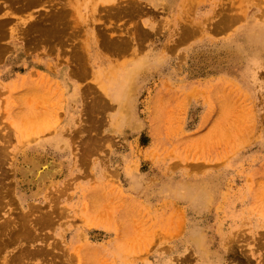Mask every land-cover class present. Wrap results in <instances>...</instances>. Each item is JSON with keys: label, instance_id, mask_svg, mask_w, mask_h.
I'll list each match as a JSON object with an SVG mask.
<instances>
[{"label": "rangeland", "instance_id": "rangeland-1", "mask_svg": "<svg viewBox=\"0 0 264 264\" xmlns=\"http://www.w3.org/2000/svg\"><path fill=\"white\" fill-rule=\"evenodd\" d=\"M141 1L0 0V264H195L192 238L212 249V215L228 220L215 228L227 237L217 243L221 264H264V43L254 46L264 0H212L204 20L186 5L182 20L166 24L169 79L154 99L150 89L139 98L154 128L137 135L126 185L123 166L106 154L134 135L104 132L113 97L91 73L86 40L91 33L126 49L136 35L122 28ZM52 47L88 80L78 128L65 134L72 154L57 158L50 135L63 105L50 78ZM102 72L120 76L125 90L122 70ZM181 240L189 252L180 257Z\"/></svg>", "mask_w": 264, "mask_h": 264}, {"label": "crops", "instance_id": "crops-1", "mask_svg": "<svg viewBox=\"0 0 264 264\" xmlns=\"http://www.w3.org/2000/svg\"><path fill=\"white\" fill-rule=\"evenodd\" d=\"M141 2L143 6L141 14L130 15L129 18H132V21L128 19L122 28L124 32L130 29V32L136 36L134 40L130 41L126 49L123 50L122 47L121 51H117L120 57L116 56L117 52L110 46L99 43L93 36H89L91 33H88L86 40V60L94 78L101 77L100 72L105 69H109L111 72L122 70L125 80L124 92L128 88L130 89L128 96L122 95L118 99L107 96V106L113 107V109L106 115L108 126L104 131L106 134L114 135L115 138L119 139L126 135H134L132 140L126 141L122 145V150L114 147L115 143L112 142L113 152L106 154L111 165L118 163L123 166L126 185H128L129 175L126 166L133 160L134 156H137L138 152L137 135L154 128L152 125H148L142 115L138 113L139 98L147 89H150L149 98L154 99L169 79L170 72L168 70L171 65H168L164 59L163 49L167 35L173 31V24L169 25V30L165 29L166 24L178 23L182 20L181 16L184 14L186 5L193 6L195 20H204L212 14V0H145ZM61 53L55 47L50 48V78L58 87L56 89L60 91L59 95L61 94V99L58 97L57 101H62L63 105V112L58 115L62 117V126L56 132L57 135L55 133L50 135V154L56 158L72 154L73 148L67 143L65 134H69L78 128L75 126V121L82 113L83 87L88 84L86 74L81 72L80 65L78 70L72 68L69 63L65 62V56ZM86 66L85 61V68ZM52 114L55 116V110L52 111ZM100 133H103V130ZM103 161L101 155L94 159L96 175L101 172ZM139 178L140 176L135 174L133 178L130 177L133 186ZM133 188H129L128 192L131 193ZM135 193L138 194L137 191ZM220 218L222 217L217 218V216L212 215V263L218 260L223 261L222 249L217 246L220 238L215 228L216 226L223 228L228 220L227 218ZM213 220H215V224ZM219 220H222V224ZM181 245L182 240L176 244L175 248L176 255L180 257L189 252V249L184 251ZM177 251L179 252L177 253ZM171 255L159 257V259L170 258ZM192 264L194 263L192 262ZM195 264H204V262L200 259Z\"/></svg>", "mask_w": 264, "mask_h": 264}, {"label": "bare ground", "instance_id": "bare-ground-1", "mask_svg": "<svg viewBox=\"0 0 264 264\" xmlns=\"http://www.w3.org/2000/svg\"><path fill=\"white\" fill-rule=\"evenodd\" d=\"M16 1V0H15ZM261 33H262V31H261ZM261 35V34H260ZM262 38V39H261ZM262 40H264V33L262 34V37H260L259 38V35H258V40L256 41V43H255V45L254 46H256L257 47V49H260L261 47H262V43H264ZM177 68V67H176ZM180 70V69H179ZM103 75V76H102ZM100 78H101V80H103L102 81V83H103V86H105V90L107 91V93H109L113 98H120L122 95H126L127 94V92L125 91H121L120 89H119V87L121 86V84L119 83V79L121 78L120 76H114V75H110V74H107V73H104V72H100ZM116 81H115V80ZM110 81H115L116 82V85H112L111 83H110ZM194 88V87H193ZM191 89V88H190ZM129 92V91H128ZM166 129V128H165ZM178 131V130H177ZM107 137H108V135H107ZM102 139V138H101ZM171 139V138H170ZM107 144V143H106ZM1 152V151H0ZM1 155V154H0ZM163 157H165V156H163ZM182 165V164H181ZM44 168H47V167H44ZM38 170V169H37ZM112 172V171H111ZM38 173V172H37ZM109 178V177H108ZM112 180V179H111ZM1 182V181H0ZM118 185V184H117ZM202 188V187H201ZM1 194V193H0ZM1 196V195H0ZM188 198V197H187ZM195 203V202H194ZM193 203V204H194ZM31 204H32V202H31ZM196 204V203H195ZM30 205V204H29ZM33 205V204H32ZM31 205V206H32ZM47 205V204H46ZM125 205V204H124ZM188 205H191V203L189 202V204ZM199 205V204H198ZM34 206V205H33ZM40 206V205H39ZM44 206V205H43ZM29 207V206H28ZM35 207V206H34ZM37 207V206H36ZM125 207V206H124ZM197 206L196 205H194V208H196ZM205 207V206H204ZM39 208V207H38ZM190 208H191V206H190ZM41 209V208H40ZM130 209V208H129ZM194 210V209H193ZM42 211V210H41ZM47 211V210H46ZM37 212V211H36ZM37 213H41V212H37ZM43 213H44V211H43ZM48 213V212H47ZM30 215V214H29ZM47 215V214H46ZM21 216V215H20ZM37 217V216H36ZM31 218V217H30ZM48 218V217H47ZM27 221V220H26ZM32 221V220H31ZM34 222H35V220H34ZM37 222V221H36ZM50 222H48V224H49ZM37 225V224H36ZM19 226V225H18ZM46 226V225H45ZM49 226V225H48ZM16 228V227H15ZM19 227H17V229H18ZM32 228H33V226H32ZM11 231H13V230H11ZM18 231V230H17ZM24 231V230H23ZM28 231H29V229H28ZM19 232H21L20 230H19ZM22 233H26V232H22ZM258 233V232H257ZM17 234V233H16ZM20 234V233H19ZM31 235V234H30ZM220 238H221V242H223L224 244L225 243H227V242H225V241H227V237L226 236H224V234H220ZM25 238V237H24ZM191 238H192V236H191ZM192 243L195 245V249H196V251L198 252V257H199V259H202V261L205 263V264H221V262L222 261H220V260H218L217 262H215V263H212V249L211 250H209V247H208V245L207 244H205V242H204V240L202 239V238H200V237H197V238H192ZM222 245V244H221ZM221 245L219 244V245H217L218 246V248H220V249H222V247H221ZM231 248V247H230ZM232 249V248H231ZM194 250V249H193ZM211 251V252H210ZM229 251H230V249H229ZM23 252V251H22ZM194 252H195V250H194ZM217 254V253H216ZM215 254V255H216ZM224 251H223V249H222V258L224 259ZM229 256V255H228ZM222 259V260H223ZM227 259V258H226ZM169 263V262H168ZM169 264H173V263H169Z\"/></svg>", "mask_w": 264, "mask_h": 264}]
</instances>
